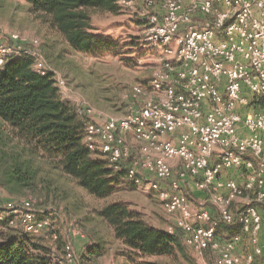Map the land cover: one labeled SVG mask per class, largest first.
<instances>
[{"label": "built area", "instance_id": "2783aa9c", "mask_svg": "<svg viewBox=\"0 0 264 264\" xmlns=\"http://www.w3.org/2000/svg\"><path fill=\"white\" fill-rule=\"evenodd\" d=\"M116 2L146 22L143 40L157 50L160 67L148 87H132V105L124 115L98 122L104 115L100 109L86 102L77 107L87 116L85 144L114 170L125 169L131 182H146L158 193L163 209L175 217L166 230L181 232L185 244L204 259L201 264H264V0ZM8 37L0 33V66L24 56L37 73L54 72L37 48L38 39L29 42L19 33ZM54 77L62 94L67 83ZM230 171L239 178L223 176ZM190 182L211 193L215 212L207 199L198 208L193 205ZM239 197L243 203L234 210L232 202ZM0 208V220L7 218L10 227L24 233L51 226L31 199ZM221 222L239 225L240 231L222 236ZM71 234L81 232L73 227ZM244 241L249 249L238 252ZM60 260L77 261L72 242L64 245Z\"/></svg>", "mask_w": 264, "mask_h": 264}, {"label": "trees", "instance_id": "16d2710c", "mask_svg": "<svg viewBox=\"0 0 264 264\" xmlns=\"http://www.w3.org/2000/svg\"><path fill=\"white\" fill-rule=\"evenodd\" d=\"M27 2L30 11L73 49L97 53L113 44L93 32V16L116 13V0ZM54 75L52 71L37 73L32 60L24 56L0 66V191L8 195L34 191L41 170L36 162L39 159L73 177L89 194L106 198L116 191L125 169L114 170L88 149L84 141L87 116L64 101ZM97 214L125 246L124 255L132 261L176 264L177 259L187 257L181 232L170 233L150 224L125 202L106 203ZM223 225L227 234L240 231L239 225ZM87 251V257L96 252L90 247ZM145 256L164 260L140 259ZM56 257L37 237L10 227L7 218L0 220V264H66Z\"/></svg>", "mask_w": 264, "mask_h": 264}, {"label": "rangeland", "instance_id": "374dc122", "mask_svg": "<svg viewBox=\"0 0 264 264\" xmlns=\"http://www.w3.org/2000/svg\"><path fill=\"white\" fill-rule=\"evenodd\" d=\"M145 24L132 8L119 6L116 13H95L93 32L113 44L104 52L84 53L69 47L56 32L49 29L39 16L30 11L27 0H0V33L7 41L11 33H19L29 42L38 39L37 48L48 65L57 77L65 79L67 83L61 94L64 101L75 107L86 102L100 109L104 115L96 119L98 122L128 113L132 105L129 98L132 87L137 84L148 87L160 67L157 50L148 47L143 40ZM28 45L35 48L32 44ZM127 139L136 150L138 144L133 136L129 134ZM97 156L109 164L104 155L98 153ZM36 162L41 170L35 190L16 195L0 191V201L5 204L21 198L31 199L38 216L48 218L51 226L30 235L51 248L58 258L63 257L64 245L72 242L77 253V261L72 264H140L141 260L132 261L124 255L125 246L97 214L98 209L109 202L127 203L154 226L159 224L167 229L175 222V217L163 209L158 193L150 189L146 182L136 185L123 175L112 195L98 198L50 162L39 159ZM188 190L195 207L198 208L204 199L213 206L210 203L211 193H199L193 187ZM242 203L243 198L239 197L231 206L240 207ZM73 227L80 230L81 235L72 236ZM219 231L227 234L228 229L221 223ZM185 246L187 257L177 259L176 264H201L204 259ZM89 247L96 251L92 257L85 256L89 255V249L86 252ZM140 259L164 260L153 256Z\"/></svg>", "mask_w": 264, "mask_h": 264}, {"label": "crops", "instance_id": "0c3cea01", "mask_svg": "<svg viewBox=\"0 0 264 264\" xmlns=\"http://www.w3.org/2000/svg\"><path fill=\"white\" fill-rule=\"evenodd\" d=\"M200 19L201 18H203V16H200L199 17ZM202 22H200L199 23V26H201L202 24H201ZM242 134L244 135V136H247L249 133H248V131H246L244 128H242ZM225 178H230V177H238V174L237 173H235V172H232V171H230V172H227V173H225L224 175H223ZM239 178V177H238ZM240 179H242V177H240ZM193 187L194 188V185L192 184V182H190L188 185H187V189H189V187ZM195 189V188H194ZM199 193H205V192H203V191H199V190H197ZM244 200V199H243ZM240 202V201H239ZM210 206V205H209ZM208 206V208H210L213 212H215V210H214V208H212V206H210L209 207ZM239 206V205H238ZM238 207H234L233 209L234 210H236ZM156 227H159V228H161V229H165V227L163 226V225H159V224H157V226ZM220 227H218V232H219V234H221L220 233ZM230 234H232V233H230ZM230 234H221L222 236H229ZM249 249V245H248V243H247V241H244L243 243H242V245H241V247L238 249V252H241V253H244L246 250H248Z\"/></svg>", "mask_w": 264, "mask_h": 264}]
</instances>
